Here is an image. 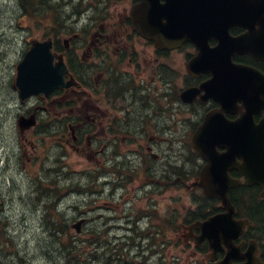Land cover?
<instances>
[{"label":"flooded vegetation","instance_id":"1","mask_svg":"<svg viewBox=\"0 0 264 264\" xmlns=\"http://www.w3.org/2000/svg\"><path fill=\"white\" fill-rule=\"evenodd\" d=\"M138 1L78 0L79 9L73 10L74 20L70 18L67 22L64 17L57 24H50L47 14V30L31 37V40L51 39L55 52L64 57L69 69L67 86L58 90V107L64 119L61 122L66 129L64 137L70 132L74 139L70 145L79 152L91 153V172L95 185L102 186V196L108 197L104 192L113 189L111 169L114 159H122V164L128 158L143 170L137 185L139 191L130 198L128 193L127 198L132 202V222L136 220L139 223L147 216L154 223V236L150 242L156 250L170 244L176 252L178 249L180 252L188 250L192 255L202 257L204 264H217L233 249L234 264L247 263L249 254L255 264H264V135L257 136V132L264 131V79L258 77L252 81L253 87L249 92H254L250 100L242 96L245 94L238 97L236 86L227 80L219 81L214 87L237 95L232 102L222 103L212 96L205 98L207 91L200 87L213 74L194 68L191 71L188 67L197 53L195 45L185 42L179 48L163 50L135 33L130 10ZM245 31L246 28L239 25L229 28L232 36ZM144 43L154 47L147 65L153 75L152 82L158 89L155 93L136 81V76L146 71L140 57L144 54L140 48ZM210 45L216 46L217 41L211 39ZM114 49L120 55L118 61L113 57ZM183 53V58L177 56ZM261 55L256 58L252 54L237 53L232 60L236 64L250 66L264 76V53ZM135 66L134 71L129 69ZM156 75L160 82L155 81ZM181 78V87L170 98L166 87L173 79L178 81ZM189 88L200 91L190 101H185L181 92ZM161 98L165 100L163 107L157 101ZM114 110L119 112L118 116L114 115ZM219 114L222 120L216 119ZM209 117L210 134L219 133L226 120L236 122L243 117L251 118L245 121L246 127L252 125L256 128L251 131L250 148L242 150L240 132L232 160H218L214 165L215 172H210L211 153L200 155L191 144L193 135ZM148 122L152 125H147ZM177 128L190 139L192 157L185 160V174L178 173V156L172 145L177 138ZM167 136L171 142L169 150L166 149ZM120 140L132 147L119 148ZM215 149L219 154L228 151L224 140L217 143ZM223 170L227 181L214 180V177L220 179ZM181 177L186 178L183 191L189 193L190 190L191 200L180 222L179 235L172 236L169 231L162 232L161 211L176 214L177 205L181 202L173 192H177L175 186ZM167 186L163 196L162 189ZM225 189L228 203L234 208L232 221L236 225V236L227 243L222 240L220 250L213 258L210 243L202 238L203 229L197 223L229 211L222 198L205 194L206 191ZM168 193L173 202L162 204V198H168ZM193 193H198L199 198ZM175 237L178 241L173 245ZM151 259L148 257L147 262Z\"/></svg>","mask_w":264,"mask_h":264},{"label":"rangeland","instance_id":"2","mask_svg":"<svg viewBox=\"0 0 264 264\" xmlns=\"http://www.w3.org/2000/svg\"><path fill=\"white\" fill-rule=\"evenodd\" d=\"M15 0H0V22L4 23L9 16L10 6L14 4ZM70 1V0H66ZM72 0V4H73ZM70 7V4H68ZM73 8V7H72ZM69 11V10H67ZM49 13L50 18H52L54 12L50 9H46V13ZM61 14L64 16V12ZM72 17V16H71ZM61 18V17H60ZM47 17L39 16H29L22 18L16 25L11 28L10 35L17 34V39H14V42L10 43L7 39V36L3 35V42L0 43V217L5 221V233L9 238H6L5 235H2L1 241L5 249L0 248V263L1 264H65L68 260L75 257H79L81 264H86L85 257L88 254L90 256V251H93V259L95 260V250H99L101 257L96 260V263L93 264H103L101 258L105 259L102 248H107L112 245L119 247H127V254L134 253L135 251H140V246L132 244V240L125 236L126 231L124 227L128 224V219L130 218L129 213L132 211L131 205L127 202L126 197L121 198V191L117 192L118 196L113 200H107L101 198L98 205L99 207L96 212L97 224L99 233L93 234V224L90 222L84 226L82 234L76 236L77 239H81V245L85 246L83 248V255L80 256L79 253L75 252L73 255H66L63 252V245H59L60 251L57 250L56 241L49 236V230H46L45 220L43 219L44 215V204L37 202L36 199L40 198L36 196L33 189V181L37 177L35 173L38 169L39 164L42 162V157L44 156V150H40V157L36 159L35 143L40 144L37 138L44 139L46 136H38L34 131H29L24 135H21L16 129L17 121L15 118L16 113H25L28 112L31 108L35 109L43 105L49 106V109L52 110L50 117L47 119H52L54 111L57 108L59 103L58 99L53 101L44 100L35 98L30 102L21 103L17 100V96L10 90L9 83L14 80L16 73V64L21 58L23 51L27 47V39L32 35H39L43 31L47 30ZM52 24V22H49ZM7 29V27H6ZM140 48H143L144 54L140 55L142 61V67L146 69L143 74L137 75L136 81L140 84H143L153 93L158 89L152 82V73L148 70L147 62L153 56V46H150L147 43H144ZM174 54L170 56V60ZM180 58H183L184 53L177 55ZM113 57L116 61L120 58V55L114 49ZM135 62V61H134ZM125 69H128L125 66ZM134 71V68H129ZM122 70H124L122 68ZM155 81L160 82L158 75L155 77ZM182 85V78L178 81L173 79L170 86H167L169 91V97L175 96L177 90ZM165 88L163 87V90ZM15 97V98H14ZM158 103L163 107L164 101L162 98L157 100ZM32 102V103H31ZM118 111L114 110V115L118 116ZM158 113V112H157ZM157 115V114H156ZM41 116V114H40ZM150 120V119H148ZM152 125V122H148L147 125ZM182 131V129H179ZM180 131V132H181ZM182 133V132H181ZM162 134L164 130L162 128ZM187 138L184 136L179 138V141H182ZM48 143L44 144L46 150L48 151L49 146L52 145V141L45 139ZM121 143L118 144V147H132V145L125 144L120 140ZM171 143H166V149L169 150ZM43 149V146H41ZM184 146L177 148L179 151L177 155H182L184 159L189 154L188 149L183 148ZM53 154L50 155V158L45 162V166H50L53 160ZM68 159H66L69 169L63 170L59 175L54 174V178L51 179L49 175V185L43 184L41 188L43 191H50V189H57L59 186H67L72 182L80 181L81 177L78 174V170H84L85 167H90L91 163V153L85 151L82 153H77L73 149L68 148L67 152ZM91 156V157H90ZM179 158V157H178ZM125 166H130V159L125 158ZM138 168V167H137ZM127 170L131 171L126 167ZM143 170L138 169V174L141 175ZM129 173V186L133 182H139V177L136 170ZM66 173V175H63ZM179 177V176H178ZM186 178H178V183L175 186L177 192H173V195L177 197V201L181 202V205H177V211L179 220L184 216L186 208L189 206L191 200V193L189 192L184 196V181ZM84 181V180H83ZM85 182V181H84ZM167 187H163L162 195L166 192ZM61 198H57L58 207L64 213L67 219H72L74 216L77 217H86L91 219V209L92 206L89 203L90 196L80 195L70 193V190L64 189L59 191ZM65 193H69L65 200L62 203L63 196ZM168 198H162V204L166 202H173L172 198H169L170 193L166 194ZM147 200V199H145ZM186 203V204H185ZM64 205L62 207L61 205ZM185 204V205H184ZM95 205V204H93ZM98 205L93 206L95 209ZM164 219H171V211L166 213L164 210L161 211ZM76 219L72 220L70 224L72 225ZM99 224V225H98ZM179 224V222H178ZM178 224L175 227H178ZM132 225V224H131ZM101 227L104 228L106 233H102ZM73 232L74 229H72ZM131 234V233H129ZM74 236V235H72ZM96 237L100 239L99 242H96ZM9 239L13 243H9ZM143 241L142 238H140ZM106 241V242H105ZM8 242V243H7ZM7 243V245H6ZM14 247L13 250L8 251L9 248ZM100 246V248H99ZM117 253V252H116ZM179 255L180 253H176ZM186 254H184L183 258ZM189 264H192L188 261Z\"/></svg>","mask_w":264,"mask_h":264},{"label":"water","instance_id":"3","mask_svg":"<svg viewBox=\"0 0 264 264\" xmlns=\"http://www.w3.org/2000/svg\"><path fill=\"white\" fill-rule=\"evenodd\" d=\"M150 1L149 5L147 3L144 4H147V6L138 4L134 7L135 28L146 37L160 42L163 47L176 46L181 41L190 39L200 49L199 56H204L211 63L215 62L218 57H229L236 50L231 45L233 41L219 35L220 29L218 27L211 26L213 24L211 17L201 22L204 26H195L193 29L188 26L187 20H190L192 14L197 11V6L191 3L195 0H166L165 3H160L159 0ZM205 1L209 3V8L224 7L222 0ZM235 2L238 8L241 7L242 10L253 8L259 10L258 16L264 15V0H235ZM142 6H144L145 11L149 15L148 22L141 21ZM245 16L248 15L242 14V17ZM207 22L209 23V28L207 27ZM212 36H216L220 40L219 46L215 48H210L207 42ZM51 47V41L36 44L19 64L17 85L20 88V94L23 99L42 91L49 94L53 89L60 86L62 66L61 64L54 66L55 55L51 52ZM21 124L30 126L33 124V120L24 119ZM197 147L200 148L198 145ZM214 220L217 221L218 219L215 218ZM81 223L82 221H79L75 225L78 230H80ZM205 237L213 241L215 235H205ZM232 257V254L227 256L226 264H230Z\"/></svg>","mask_w":264,"mask_h":264},{"label":"trees","instance_id":"4","mask_svg":"<svg viewBox=\"0 0 264 264\" xmlns=\"http://www.w3.org/2000/svg\"><path fill=\"white\" fill-rule=\"evenodd\" d=\"M51 178V177H50ZM77 185H80L79 183ZM59 188V187H58ZM59 189H50V191L40 190L37 196H49V200L45 202V209L43 219L45 220L46 230H49V236L52 237L57 244V250L60 251L59 245H63V252L66 255H73L78 247L74 241H72V235H64L69 233V224L65 220L63 213L57 207V198H61ZM84 191V189H82ZM65 264H78L76 257L73 255L70 260Z\"/></svg>","mask_w":264,"mask_h":264}]
</instances>
